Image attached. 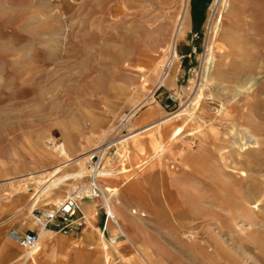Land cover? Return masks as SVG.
Returning a JSON list of instances; mask_svg holds the SVG:
<instances>
[{"label":"rangeland","instance_id":"obj_1","mask_svg":"<svg viewBox=\"0 0 264 264\" xmlns=\"http://www.w3.org/2000/svg\"><path fill=\"white\" fill-rule=\"evenodd\" d=\"M204 1L196 30L191 0H0V201L26 195V226L31 207L87 182L70 180L85 172L80 158L139 107L124 168L130 143L133 154L152 150L137 170H157L172 220L152 219L151 229H165L166 244L193 264H264V0H225L219 11L222 0ZM172 46L185 59H173L157 89ZM193 108L198 124L185 115ZM245 127L257 137L247 142Z\"/></svg>","mask_w":264,"mask_h":264},{"label":"crops","instance_id":"obj_2","mask_svg":"<svg viewBox=\"0 0 264 264\" xmlns=\"http://www.w3.org/2000/svg\"><path fill=\"white\" fill-rule=\"evenodd\" d=\"M189 24L187 23L186 28ZM175 67L172 84L178 68L177 63ZM159 111L155 107L153 112L141 116L136 123L145 124L148 118L154 117ZM58 148V157L64 158L63 163H67L68 156L64 147L59 145ZM132 149L133 145L130 143V167L124 168L126 162L122 169L125 171L122 175L129 178L126 180L115 176L100 182L114 193L111 206L117 223L126 235L125 239L112 247H105L101 243L99 233L103 226L104 213L99 200L80 203L79 210L85 217V225L68 235L39 231L34 225L26 226L23 221L28 219L26 211L29 198L23 195L11 201H0V264H193L184 260L179 251L166 244L164 233H161L165 229L159 232L151 229L152 219L157 220L162 228L172 220L163 212L157 170H147L144 174L137 170L139 163L151 156L152 150L147 156L139 152L133 154ZM45 159L41 157V160ZM95 210H98L96 216L93 215ZM106 228L108 234L114 232L111 224L108 223ZM9 231L37 233V251L27 257L7 236Z\"/></svg>","mask_w":264,"mask_h":264},{"label":"built area","instance_id":"obj_3","mask_svg":"<svg viewBox=\"0 0 264 264\" xmlns=\"http://www.w3.org/2000/svg\"><path fill=\"white\" fill-rule=\"evenodd\" d=\"M197 37L196 33L191 34V39ZM195 52V48H192L191 54L194 55ZM174 54L173 57H176V61L185 59L182 55L174 56ZM173 57L165 63L158 81L157 89L162 86V82L168 76L173 64ZM205 67L206 50L201 56L198 67L197 74L199 81L202 80L201 78L204 74ZM168 98L174 101L173 97L169 96ZM138 109L139 107H134L128 113L124 114L108 137L84 158L85 175L71 180L76 181L86 178V183L76 182L62 198L49 207L35 208L34 205L30 208L29 215L31 222L39 231H53L61 235H68L74 230L82 229L85 225V217L79 210L80 203L82 201L99 200L104 213V222L99 233L101 243L105 247H112L126 238L123 229L115 220V214L111 206L110 191L100 183L99 179L101 178V173L106 171L120 172L126 164V146L131 135L130 121L132 117L135 116ZM93 215H98V210L93 211ZM108 223L113 227L114 232L112 234H108L107 232L106 226ZM7 236L14 241L28 257L34 254L38 249L39 237L35 232L20 233L9 231Z\"/></svg>","mask_w":264,"mask_h":264},{"label":"bare ground","instance_id":"obj_4","mask_svg":"<svg viewBox=\"0 0 264 264\" xmlns=\"http://www.w3.org/2000/svg\"><path fill=\"white\" fill-rule=\"evenodd\" d=\"M217 2H218V0H217ZM225 3H226V1L225 0H222V3L218 6V11H219V9L223 6V5H225ZM184 10L185 9H183V11H182V15H180L179 17H178V19H177V23H176V25H177V28H176V32H175V35H174V39L177 37V35H178V33H180V31H181V27H182V21H183V17H184ZM214 29V28H213ZM174 49H173V46H172V54H171V56L173 57V54H174ZM174 56H176V54H174ZM175 58V60H176V57H173L172 58V61H173V59ZM212 71V70H211ZM173 73V72H172ZM211 75V74H210ZM212 77V76H211ZM213 79V78H212ZM238 92H240V91H238ZM234 97V96H233ZM230 102V101H229ZM229 102H226V101H224V107H225V105L226 104H228ZM227 106V105H226ZM223 106H221V108H222V110L221 111H223V112H221V114H220V117H222V118H225V117H227V118H229L233 113H234V109L232 108V107H229V106H227V107H225L224 108ZM198 109V108H197ZM194 111H195V108H193V109H190L189 111H185V115H186V118H187V120L188 121H191V123L192 122H195V123H197L198 124V122H200V121H202V117H201V115L200 116H194L193 115V113H194ZM250 114V113H249ZM193 115V116H192ZM195 117V118H194ZM187 125V122L186 123H184L182 126H178V127H176L177 128V131H176V133H178V132H182V130H183V128L185 127ZM201 125V124H200ZM201 128V127H200ZM179 133V134H180ZM207 133L211 136V137H215L216 135H217V129H216V126H214V125H211L210 126V128L209 129H207ZM230 133V132H229ZM241 137H245L246 139H247V142H249V140L248 139H251V138H253V137H257L256 136V134H254L253 132H252V130L250 129V128H247V127H245L244 129H242V133H241V135H240ZM246 143V142H245ZM257 144V143H256ZM243 146V145H242ZM247 146V145H246ZM94 149V148H93ZM93 149H91V150H93ZM90 150V151H91ZM63 154V153H62ZM86 153H83V154H81V155H85ZM65 157H66V155H65ZM85 157H82V158H80V159H84ZM66 161H71V160H69V158L67 157V159H66ZM120 172H113V171H106V172H103V173H101V178L99 179V181L101 182L102 180H104V179H107V178H109V177H111V176H117V175H120L119 174ZM122 173V172H121ZM84 175V172H82L80 175H75L73 178H80V177H82ZM108 191H110L111 189H108V188H106ZM112 194H114V193H112L111 191H110V197L112 198ZM135 212V211H134ZM142 216H144V214L142 213ZM115 220H116V218H115ZM117 222V221H116ZM119 225V224H118ZM28 257V256H27Z\"/></svg>","mask_w":264,"mask_h":264},{"label":"trees","instance_id":"obj_5","mask_svg":"<svg viewBox=\"0 0 264 264\" xmlns=\"http://www.w3.org/2000/svg\"><path fill=\"white\" fill-rule=\"evenodd\" d=\"M191 18L193 26L198 30L199 26L203 22V11L205 7L204 0H191Z\"/></svg>","mask_w":264,"mask_h":264},{"label":"water","instance_id":"obj_6","mask_svg":"<svg viewBox=\"0 0 264 264\" xmlns=\"http://www.w3.org/2000/svg\"><path fill=\"white\" fill-rule=\"evenodd\" d=\"M170 103H171V100H170V99H166V100H165V104H166V105H169Z\"/></svg>","mask_w":264,"mask_h":264}]
</instances>
